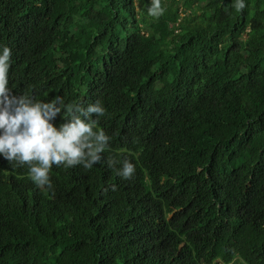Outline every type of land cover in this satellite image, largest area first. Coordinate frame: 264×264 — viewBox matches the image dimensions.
<instances>
[{
  "label": "trees",
  "instance_id": "1",
  "mask_svg": "<svg viewBox=\"0 0 264 264\" xmlns=\"http://www.w3.org/2000/svg\"><path fill=\"white\" fill-rule=\"evenodd\" d=\"M149 3L0 0L12 93L80 103L82 82L111 137L51 190L0 157V264H264V0H181L178 26Z\"/></svg>",
  "mask_w": 264,
  "mask_h": 264
},
{
  "label": "clouds",
  "instance_id": "2",
  "mask_svg": "<svg viewBox=\"0 0 264 264\" xmlns=\"http://www.w3.org/2000/svg\"><path fill=\"white\" fill-rule=\"evenodd\" d=\"M176 1L178 18L175 26H178L190 11L183 7L181 0ZM234 7L237 11L242 10L245 0H235ZM163 12L161 0H150L149 16L159 17ZM10 59L11 49L7 45L0 46V157L12 167L27 166V175L34 185L48 190L53 187L49 175L53 165L64 168L81 165L84 169H91L101 162V154L111 139L97 126L99 118L106 114L102 103L86 101L82 82L76 84L77 92L82 95L80 103H65L61 96L44 101L43 94L37 98L13 94L8 87L15 75V66ZM58 116L60 122L56 123ZM113 163L110 159L109 167ZM119 163L116 174L122 179H131L135 165L126 158ZM171 215L169 213L166 219L169 220ZM184 246L182 241L179 249ZM187 260L189 264H206L195 254ZM234 260L239 264L238 257Z\"/></svg>",
  "mask_w": 264,
  "mask_h": 264
},
{
  "label": "rangeland",
  "instance_id": "3",
  "mask_svg": "<svg viewBox=\"0 0 264 264\" xmlns=\"http://www.w3.org/2000/svg\"><path fill=\"white\" fill-rule=\"evenodd\" d=\"M168 33V32H167Z\"/></svg>",
  "mask_w": 264,
  "mask_h": 264
}]
</instances>
